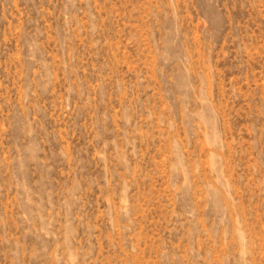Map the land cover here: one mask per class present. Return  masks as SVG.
Wrapping results in <instances>:
<instances>
[{
    "label": "rangeland",
    "instance_id": "obj_1",
    "mask_svg": "<svg viewBox=\"0 0 264 264\" xmlns=\"http://www.w3.org/2000/svg\"><path fill=\"white\" fill-rule=\"evenodd\" d=\"M0 264H264V0H0Z\"/></svg>",
    "mask_w": 264,
    "mask_h": 264
}]
</instances>
